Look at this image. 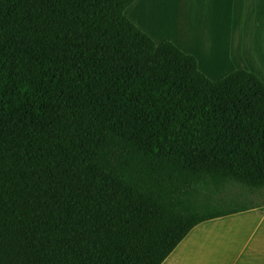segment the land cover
<instances>
[{
  "label": "trees",
  "instance_id": "trees-1",
  "mask_svg": "<svg viewBox=\"0 0 264 264\" xmlns=\"http://www.w3.org/2000/svg\"><path fill=\"white\" fill-rule=\"evenodd\" d=\"M133 1L0 0V264H75V228L92 264H162L249 209L197 197L264 187L263 79H211Z\"/></svg>",
  "mask_w": 264,
  "mask_h": 264
},
{
  "label": "crops",
  "instance_id": "crops-1",
  "mask_svg": "<svg viewBox=\"0 0 264 264\" xmlns=\"http://www.w3.org/2000/svg\"><path fill=\"white\" fill-rule=\"evenodd\" d=\"M142 1L134 0L132 5L128 6V18L147 32L156 43L170 40L181 50L193 54L197 58L199 69L211 79H218L235 69L255 72L261 78L260 74L264 76L262 68L245 64L248 62L247 58L235 55L231 49L225 50L219 55L216 60V68L212 55L205 52L208 46L204 39V33L200 34L198 42L189 32L191 27L203 30L206 25L211 24L217 27V34L222 44L225 43L227 33L230 36H236V31L246 36L261 35L264 33V0H194V9L200 7L201 10L208 9L207 12L210 13L196 12L194 9L186 11L193 6V4H188L185 8L187 20L183 26L179 23L174 25L167 19L161 20L154 14L151 16L150 22H145L140 18L141 10L139 8L132 9L134 5L135 7L147 5L149 8L151 0H147L146 4ZM220 7L223 10L221 14L218 11ZM169 14L173 18L175 17L171 10H169ZM194 15L199 19L197 25H194L192 21ZM234 19L239 21L235 30L232 29ZM161 24L163 27L160 32H157L154 25L161 27ZM215 45L217 44L213 43V46ZM216 221L210 220L196 225L162 264H221L227 260L226 254L233 256L232 262L236 264L238 256L242 254L239 249L240 244L236 242L232 234L224 232L231 227L228 222L223 225Z\"/></svg>",
  "mask_w": 264,
  "mask_h": 264
},
{
  "label": "rangeland",
  "instance_id": "rangeland-1",
  "mask_svg": "<svg viewBox=\"0 0 264 264\" xmlns=\"http://www.w3.org/2000/svg\"><path fill=\"white\" fill-rule=\"evenodd\" d=\"M142 3L146 4L147 0H143ZM188 4H193V6L186 11L193 10L194 0H151L149 8L147 5L141 7L134 5L132 9L139 8L142 12L140 18L145 22H150V18L154 14L161 20L167 19L174 25L179 23L183 26L187 20L185 8ZM128 8L125 10L127 17ZM169 10L175 16L174 18L170 16ZM194 10L196 12L203 11L206 14L210 13L207 12L208 9L201 10L200 7ZM218 11L220 14L223 13L222 7ZM192 21L194 25H197L199 19L194 15ZM238 24L239 21L234 19L232 29L235 30ZM162 27V24L161 27L154 25L157 32H160ZM175 32L177 33L176 26ZM189 32L198 42L200 34L204 33V39L208 46L205 52L212 55L216 68V60L219 55L223 51L231 49L235 55L247 58L248 62L245 64L262 68L264 71V33L252 36H246L237 31L236 36H230L227 33L225 43L222 44L217 34V27L211 24L206 25L203 30L191 27ZM213 43L217 45L213 46ZM260 75L264 79L263 74ZM197 198L199 202L213 206L222 204L227 210L240 206L248 207L249 209L241 211L244 213L242 215L239 214L241 212H238L212 220H217L216 222L223 225L226 222L230 224L231 227L224 232H229L235 237L236 242L240 244L239 249L242 251L236 264H264V187L250 188L244 184L230 182L218 191L209 190ZM229 204L231 207L228 206ZM70 233L69 239L75 264H92L95 260L104 259L108 255L109 247L106 246L102 250L95 251L81 228H75ZM226 258L227 260L221 264H233V256L226 254Z\"/></svg>",
  "mask_w": 264,
  "mask_h": 264
}]
</instances>
